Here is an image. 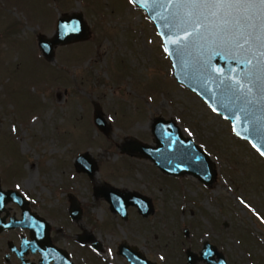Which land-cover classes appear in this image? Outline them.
Returning a JSON list of instances; mask_svg holds the SVG:
<instances>
[{
  "label": "rangeland",
  "instance_id": "374dc122",
  "mask_svg": "<svg viewBox=\"0 0 264 264\" xmlns=\"http://www.w3.org/2000/svg\"><path fill=\"white\" fill-rule=\"evenodd\" d=\"M74 13L88 36L43 58L38 40ZM96 108L107 135L93 124ZM157 118L174 121L208 154L217 173L209 186L121 153L133 141L154 146ZM80 154L96 164L91 177L75 167ZM0 184L49 221L77 264H129L121 243L156 264H186V249L198 255L205 241L227 264H264V159L174 79L155 26L131 0H0ZM105 189L143 195L153 212L129 207L122 219ZM5 207L19 216L16 204ZM17 232L2 235L0 264Z\"/></svg>",
  "mask_w": 264,
  "mask_h": 264
},
{
  "label": "water",
  "instance_id": "95a60500",
  "mask_svg": "<svg viewBox=\"0 0 264 264\" xmlns=\"http://www.w3.org/2000/svg\"><path fill=\"white\" fill-rule=\"evenodd\" d=\"M131 2L146 13L157 29L171 62L174 79L200 97L212 112L229 121L233 134L247 141L264 159V30H257V38H249L245 43L247 28L239 17L218 14L205 19L201 16L199 34L203 38L199 43L191 44V38H186L185 31H191L193 27L190 9L177 3V0ZM87 36L88 29L83 15L74 13L59 18L54 35L50 39L40 38L37 44L42 56L52 59L55 46L81 41ZM220 37H226L228 42L225 43ZM233 41L243 47L236 48ZM214 51H221L222 55L209 61L208 57ZM249 60L251 63H248ZM93 123L104 135L108 134L110 127L97 108L93 113ZM151 134L154 146L133 141L123 145L121 153L147 159L168 176L189 175L205 186L214 181L217 173L210 157L191 138L183 137L174 121L157 118L151 127ZM75 167L88 177L96 171V164L87 154H80L75 159ZM101 194L111 212L121 218L127 217L128 207H135L142 217L153 212L150 200L138 193L105 189ZM8 203H14L20 208L21 219L11 218L5 223V217L0 218V233L24 228L29 230L33 246L39 248L50 245L49 222L30 211L29 202L22 194L13 189L4 190L0 184V214ZM70 216L78 219L80 212L73 209ZM184 234L187 235L188 230L185 229ZM97 247L96 243L92 244L93 249ZM40 253L39 264H49L51 260L55 264H72L68 258L64 263L60 256L50 257L48 251L40 250ZM118 254L129 264H156L146 259L136 247L125 243L118 246ZM185 255L186 264H194L196 261L227 264L224 256L208 241L203 243L198 255L189 248Z\"/></svg>",
  "mask_w": 264,
  "mask_h": 264
},
{
  "label": "snow or ice",
  "instance_id": "6c2138e0",
  "mask_svg": "<svg viewBox=\"0 0 264 264\" xmlns=\"http://www.w3.org/2000/svg\"><path fill=\"white\" fill-rule=\"evenodd\" d=\"M177 3L181 4L183 7L190 9L189 15L192 16L193 27L191 31H186V38H191V44L199 43V40L203 38L199 34V29L201 24L199 19L204 16L205 19L212 16L219 15H234L239 17L245 22L247 28V36L245 38V43L248 42L249 38L255 37V32L257 30H264V0H177ZM194 13V15H193ZM205 30L207 26L204 25ZM195 34V35H194ZM227 43L226 37H220ZM236 48H242L243 45L233 41ZM188 45L186 44L185 47ZM251 47V46H250ZM221 51H214L209 57L210 61L214 57L221 56ZM248 63H251L249 60ZM249 83H252L249 80ZM249 92L252 91L251 88L248 89Z\"/></svg>",
  "mask_w": 264,
  "mask_h": 264
},
{
  "label": "flooded vegetation",
  "instance_id": "af4514ba",
  "mask_svg": "<svg viewBox=\"0 0 264 264\" xmlns=\"http://www.w3.org/2000/svg\"><path fill=\"white\" fill-rule=\"evenodd\" d=\"M17 208L20 211L19 216H16L15 213L10 215L9 212L6 210V207H5V210L2 212V214H0V218L5 217V223H8L11 218H13L14 220L21 219V210L19 207H17ZM29 208H30V211L32 213H35L38 216H40L35 211H32L31 207H29ZM79 212L81 215V210ZM40 217H42V216H40ZM69 217L72 220H75L70 216V213H69ZM42 218H44V217H42ZM122 219H126V218H122ZM51 228L52 227L50 225V231H49L50 245H48V246L42 245L39 248H37L31 244L33 238L30 236V234H29L30 232L28 229L16 228V229H12V230H4L2 233H0V239L3 238L2 237L3 234L13 233L15 231H18V232H17V234L13 235V238H7L4 241L5 252L3 253V257H2L3 264H39L40 259H41L40 250L41 251H48V253H50V257H57L58 258L60 256L64 263H66V258H68V261H70L72 264H77V262L74 260V258L72 256L71 252L69 251V249L60 246L58 241L56 240V238L51 235V233H52ZM78 243L80 245H83L82 247L86 246L85 240L83 241L82 239H79ZM88 247H89V249H91V251L93 250L92 245L91 246L88 245ZM63 254H65V255H63ZM49 264H55L54 260H51L49 262Z\"/></svg>",
  "mask_w": 264,
  "mask_h": 264
}]
</instances>
